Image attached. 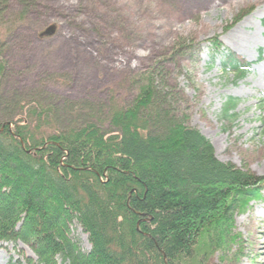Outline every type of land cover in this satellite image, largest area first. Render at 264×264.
I'll return each mask as SVG.
<instances>
[{"label":"trees","instance_id":"16d2710c","mask_svg":"<svg viewBox=\"0 0 264 264\" xmlns=\"http://www.w3.org/2000/svg\"><path fill=\"white\" fill-rule=\"evenodd\" d=\"M11 1L0 0L4 21ZM18 2L22 20L35 0ZM187 40L175 42V56L195 46ZM212 42L222 69L245 77L251 63ZM6 67L0 53V78ZM130 79L135 97L109 106L110 130L92 121L52 128L55 109L37 100L0 119V242L24 243L35 256L29 264H220L240 241L236 215L264 202V176L220 161L187 124L165 64ZM236 106L229 98L224 117ZM75 223L89 251L74 238Z\"/></svg>","mask_w":264,"mask_h":264},{"label":"rangeland","instance_id":"374dc122","mask_svg":"<svg viewBox=\"0 0 264 264\" xmlns=\"http://www.w3.org/2000/svg\"><path fill=\"white\" fill-rule=\"evenodd\" d=\"M19 9L12 0L7 19L0 18L1 35L10 27L0 40L7 62L0 119L18 112L16 102L37 100L55 109L60 124L52 128L92 121L110 130L109 106L135 97L130 76L165 64L182 93L187 124L220 161L264 176V0H39L22 20ZM187 36L196 46L175 56V42ZM215 37L251 62L262 50L263 59L236 80L213 56ZM229 98L237 106L227 119ZM234 232L240 241L220 264H264V203L237 214ZM73 236L91 249L76 223ZM27 257L35 256L24 243L0 242V264H29Z\"/></svg>","mask_w":264,"mask_h":264},{"label":"bare ground","instance_id":"6f19581e","mask_svg":"<svg viewBox=\"0 0 264 264\" xmlns=\"http://www.w3.org/2000/svg\"><path fill=\"white\" fill-rule=\"evenodd\" d=\"M38 1L39 0H35V2H32L31 4H28L27 6H29V5H31L30 6V11L32 10V8L33 7H36L37 6V4H38ZM12 2V1H11ZM20 5V8L22 9L23 7H25L24 6V4L22 3V4H19ZM0 8H2V6H1V4H0ZM2 10V9H1ZM20 10V9H19ZM19 10H17L16 11V14H18L17 12L19 11ZM10 14V6H9V10H8V14L7 15H9ZM0 18H2V15L0 14ZM9 30H10V27L9 28H7V31H8V33H9ZM193 48H194V46H193ZM20 102H22V103H26L27 101H18V103H20ZM17 103V102H16ZM18 103L16 104V106L14 105V108H13V110L15 109V111H17L18 110ZM16 107V108H15ZM12 110V111H13ZM15 113H17V112H15ZM14 113V114H15ZM12 124V123H9V122H5V124ZM2 130H4V126H2V127H0V131H2ZM19 139H20V141H21V145H22V147H23V149H25V150H27V152H32L33 151V149H27L26 148V145H25V142H24V140L21 138V137H19ZM44 147V146H43ZM43 147H41V148H43ZM41 148H37V149H41Z\"/></svg>","mask_w":264,"mask_h":264}]
</instances>
